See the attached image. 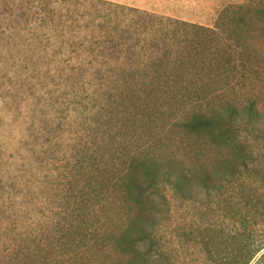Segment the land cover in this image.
Masks as SVG:
<instances>
[{"label":"trees","instance_id":"16d2710c","mask_svg":"<svg viewBox=\"0 0 264 264\" xmlns=\"http://www.w3.org/2000/svg\"><path fill=\"white\" fill-rule=\"evenodd\" d=\"M0 96V264H264V0H0Z\"/></svg>","mask_w":264,"mask_h":264},{"label":"rangeland","instance_id":"374dc122","mask_svg":"<svg viewBox=\"0 0 264 264\" xmlns=\"http://www.w3.org/2000/svg\"><path fill=\"white\" fill-rule=\"evenodd\" d=\"M127 4L130 6L138 7L140 9L152 11L165 16L179 18L191 22H196L204 25H213L218 12L227 4L230 3H243L247 0H110ZM13 112L9 108L3 107V100L0 96V122H6L11 119ZM25 123L20 119L15 126L6 127L7 138H13L23 133ZM14 129V130H13ZM173 224H183L190 220L192 208L186 206L173 207ZM198 249L191 247L188 250L187 256L185 253L180 252L179 264H199Z\"/></svg>","mask_w":264,"mask_h":264}]
</instances>
